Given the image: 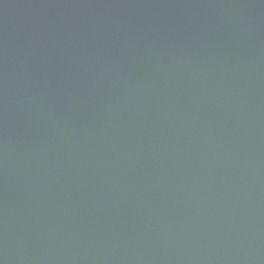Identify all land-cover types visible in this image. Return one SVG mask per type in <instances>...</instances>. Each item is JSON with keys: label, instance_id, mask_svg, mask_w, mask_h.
<instances>
[{"label": "water", "instance_id": "1", "mask_svg": "<svg viewBox=\"0 0 264 264\" xmlns=\"http://www.w3.org/2000/svg\"><path fill=\"white\" fill-rule=\"evenodd\" d=\"M0 264H264V0H0Z\"/></svg>", "mask_w": 264, "mask_h": 264}]
</instances>
